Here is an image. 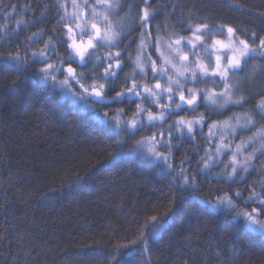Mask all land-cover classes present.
Segmentation results:
<instances>
[{"label":"trees","instance_id":"obj_1","mask_svg":"<svg viewBox=\"0 0 264 264\" xmlns=\"http://www.w3.org/2000/svg\"><path fill=\"white\" fill-rule=\"evenodd\" d=\"M77 2L79 8L72 7V0H0V66L7 62L9 68L0 73V264H264V233L227 205L214 208L208 202H215L218 189L230 197L243 192L246 199L250 185L257 193L264 185V118L256 108L264 103V58H246L232 75L229 95L232 101H246L240 104L218 98L223 89L211 79L193 88L203 93L195 113L185 104L176 109L154 89L157 80L162 88L171 86L179 103L177 85L169 78L193 87L190 75L188 81L178 75L191 64L190 51L167 49L181 36L191 38L189 25L209 29L207 44L195 57L201 64L209 63L213 41H228L227 27L236 30L237 39L253 33L264 38V0H151L147 11L154 19L146 25L147 34L137 27L145 9L142 0H109L113 7H97L95 15V0H87V11L85 0ZM75 13L82 28L73 23ZM92 23L105 39L81 60L64 43L66 26L77 35L91 34ZM113 36L116 42L124 37L123 43L111 42ZM155 40L163 41L160 59L151 47ZM42 51L59 69L47 78L39 71ZM117 51L122 52L121 69L116 77H103L106 58ZM184 54L189 61L178 59ZM17 55L19 75L18 62L8 59ZM69 57L77 77L65 85ZM150 60L157 64L155 78ZM133 80L161 98L141 101L125 94L112 99ZM99 84L106 87L104 99L84 90ZM137 103L157 117L160 104L169 107L163 119L148 121L146 111L136 115ZM202 116L204 123L194 134L175 124L180 117ZM133 119L135 129L129 123ZM170 127L172 147L164 152L165 161L149 149L153 134ZM238 145L237 163L249 167L228 179L232 169L224 165ZM208 154L215 162L199 166L202 192L180 184L175 177L180 169L168 166L187 156L195 172L196 161ZM233 203L240 212L256 206L235 198Z\"/></svg>","mask_w":264,"mask_h":264},{"label":"snow or ice","instance_id":"obj_2","mask_svg":"<svg viewBox=\"0 0 264 264\" xmlns=\"http://www.w3.org/2000/svg\"><path fill=\"white\" fill-rule=\"evenodd\" d=\"M127 0H125V3ZM142 3L145 5V9L143 10L142 16L138 14L139 24L137 27L144 32L145 34L148 33L149 28L146 27V25L150 26L154 19V13L150 14L147 11V8L151 7V0H142ZM124 5H120L122 8ZM63 7V5H61ZM72 7L73 8H79L80 5L78 4L77 0H72ZM97 7H104V8H112L113 5L109 2V0H95V3L92 7L93 14H96V8ZM85 11L88 9V2L85 0L84 3ZM61 19H63L61 17ZM80 20V13H75L73 15V23H75L76 28H82L81 23L78 21ZM105 22H107V17H104ZM67 27V33L68 37L67 40L64 41V43L67 44L68 48H71L74 53L80 57L81 60L85 59V53L89 52L90 49H95L98 47V44L96 43L99 40H104L105 37L101 35L100 29L96 23L91 24L92 33L89 34L86 31L82 32L81 34L77 35L74 31V28L71 25L66 26ZM186 31L191 33L190 39H185L183 36L180 38L175 39L174 41H171L167 45V49L169 51L175 49L177 51L180 50L181 46L187 48L193 59L191 61V64L188 67H185L183 71H179L178 75L180 77H183L186 81H188V75L191 76V80L188 81V83L192 84L193 87H188L187 84L181 85L180 80H172L169 78L170 83H175L177 85V91H178V99L179 103L175 102V95L173 88L171 86L167 88H162L161 83L159 80L154 85L155 90H159V93L166 94L167 100L170 102L175 103V108L180 109L181 104L187 105L193 113L196 112L197 109V102L198 99L203 95L202 92L194 91L193 88H195L199 83H207L209 79H211L214 84H216L217 87H220L223 89L222 92L218 94V98L224 99L225 103H236L240 104L242 100H235L232 101L231 97L229 95V89L231 85L229 84V81L232 77V75L236 72V70L241 69L243 67V64L246 63V58L252 56V55H259L260 57L264 58V38H261L257 36L255 33H253L251 36H248L247 39H237V33L236 30L232 27H227L226 31L228 33L229 43L225 44L222 40H215L212 42L211 48L212 52L209 54V63L208 64H201L199 60L195 59V57L198 55V50L203 51L204 46L207 44L206 39V33L209 31L207 25H196L195 29L189 25L186 29ZM87 35V41L85 42L83 40V36ZM124 37H121V39L116 42V37H112L111 42H115L116 44L123 43ZM80 41L79 43L77 41ZM258 42V43H257ZM163 44V41L161 40H155L151 47L155 48L156 52L160 53V45ZM255 45V47H253ZM115 46V45H114ZM127 49V45H125L124 50ZM231 52L232 54L229 55L228 53ZM213 53L215 54V62L212 61L211 55ZM35 55V54H33ZM40 57L44 61V66L39 69L40 73L43 74L46 78L53 72L59 71V69L56 68V65L49 63L48 59L49 57L46 56L45 52L39 53ZM163 56V53H160V55L157 57V59H160ZM8 59H12L14 61L18 62V75L20 74L19 69V61L20 57L17 55L15 57H9ZM180 61L187 62L189 61V55L184 54L180 55L178 57ZM107 63L104 66V73L103 77L112 76L116 77L117 70L121 69L122 67V52L117 51L114 55H109L107 58ZM71 61V57H69V62H67V67L64 69V71L67 73V78L62 81L63 84L67 85L70 81V79L75 80L77 77L76 69L73 67ZM28 67H31L32 64L28 61H25ZM149 63L151 64V71L154 74V78L159 75L157 64L155 60H150ZM165 63H169V61H165ZM139 66V65H138ZM172 67H175V64L172 65ZM141 73H143L144 69L143 67L140 68ZM9 71V68L7 67V62H5V65L0 66V73H7ZM186 73L188 75H186ZM103 77H97L103 78ZM52 79H56L54 75L51 76ZM79 83V80L76 81ZM80 87L83 88L84 85L80 84ZM181 87H183L187 93L188 96L186 97L185 91L180 90ZM152 87H149L148 85L141 86L138 84L135 80L132 81L130 87H126L124 91H116L115 96L112 97V99H117L123 97L125 94H132L138 97L141 101H143L146 97H157V100H159L160 94H158L157 91H154ZM86 92H89L90 95H93L97 97L98 99H104L106 96V87L104 84L99 85H93L90 89L85 88ZM160 108L162 109L161 114L159 117L153 115L152 111L150 109H141L140 104L137 103L135 105L136 109H139L136 113L137 116L143 117L144 112H147V120L148 121H155L157 119H163L164 111L168 109V105L160 104ZM257 108V114L264 118V103H261L256 106ZM123 114V113H122ZM142 122V121H141ZM130 127L137 128L138 121L136 119H133L129 122ZM204 123V117L202 116L200 120H189L185 121L184 117H180L179 120L175 122L177 126H179V129H182L184 127L187 128V131L189 134H194V129L196 126H201ZM248 124L254 125V121L249 119L247 121ZM209 133L211 137V128H209ZM209 137V138H210ZM167 139V143L165 142ZM173 139L172 129L171 127L165 132L164 130H160L153 134L151 138L152 147L149 149V151L157 156L160 159H163L165 161L168 160V157L164 155V152L170 151L172 145L171 140ZM211 147V146H210ZM227 148L225 146L224 148L217 147V151H223ZM197 151V155L199 153V149H195ZM240 146H237V152L233 153V159L229 164L224 165L225 168H231L232 173L230 176H228V179H235V177L241 172V171H247L248 170V164H238L236 157L239 155ZM215 162L213 160V155L208 154L205 157H200L196 161V171L193 172L192 168L193 165L191 163V159L187 156L182 159L179 164L176 163H170L168 166L175 171L176 168H179L180 171L175 174V177L178 178L180 184L182 185H190L194 188H197L202 192L204 189L199 187V172H200V165L203 164L205 167L209 165V162ZM185 164L188 165V167H185ZM243 177H241L242 179ZM255 184L249 186V190H251V195H249L246 199L243 192H235L233 194V197H230L228 195L222 194L221 190H217L216 196H215V202L208 201L212 207L217 208L222 205H227L231 209H234L236 212V215H242L244 216L250 224H258L261 230H264V222H261L258 217L264 216V185H261V191L259 193L255 192ZM233 198L244 201V204H249L248 202L251 201V205L256 206H250L251 212H240L237 210V206L233 203ZM157 217H152L153 220H155Z\"/></svg>","mask_w":264,"mask_h":264},{"label":"rangeland","instance_id":"obj_3","mask_svg":"<svg viewBox=\"0 0 264 264\" xmlns=\"http://www.w3.org/2000/svg\"><path fill=\"white\" fill-rule=\"evenodd\" d=\"M224 43H225V42H224ZM228 43H229V38H228V41H227L225 44H228ZM228 54L231 55L232 53L229 52ZM246 220H247V219H246ZM261 222H264V221H261ZM247 223H248V226H249L250 228L255 229V230H260L261 232L264 233V230H261L258 224H250V222H249L248 220H247Z\"/></svg>","mask_w":264,"mask_h":264}]
</instances>
